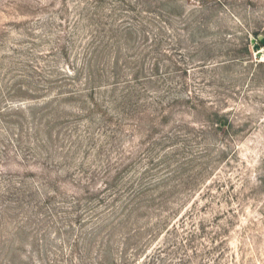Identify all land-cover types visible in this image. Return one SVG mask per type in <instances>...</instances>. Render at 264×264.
<instances>
[{
  "label": "rangeland",
  "instance_id": "obj_1",
  "mask_svg": "<svg viewBox=\"0 0 264 264\" xmlns=\"http://www.w3.org/2000/svg\"><path fill=\"white\" fill-rule=\"evenodd\" d=\"M255 32L264 0H0V264H264Z\"/></svg>",
  "mask_w": 264,
  "mask_h": 264
},
{
  "label": "water",
  "instance_id": "obj_2",
  "mask_svg": "<svg viewBox=\"0 0 264 264\" xmlns=\"http://www.w3.org/2000/svg\"><path fill=\"white\" fill-rule=\"evenodd\" d=\"M262 44H264V36H260L258 39ZM253 48L255 51L260 49V43L257 42L256 38L252 39Z\"/></svg>",
  "mask_w": 264,
  "mask_h": 264
},
{
  "label": "trees",
  "instance_id": "obj_3",
  "mask_svg": "<svg viewBox=\"0 0 264 264\" xmlns=\"http://www.w3.org/2000/svg\"><path fill=\"white\" fill-rule=\"evenodd\" d=\"M255 35H256V37H257L256 39L258 40V36H257L258 33L255 32ZM221 120H222V119H221ZM223 122L226 123V125H227V120H226V121H225V120H222L221 123H223Z\"/></svg>",
  "mask_w": 264,
  "mask_h": 264
}]
</instances>
